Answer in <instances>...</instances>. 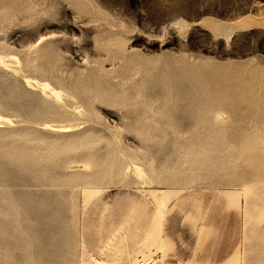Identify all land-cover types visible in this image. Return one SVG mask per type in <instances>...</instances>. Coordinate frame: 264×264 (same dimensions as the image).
Here are the masks:
<instances>
[{
    "label": "rangeland",
    "instance_id": "rangeland-1",
    "mask_svg": "<svg viewBox=\"0 0 264 264\" xmlns=\"http://www.w3.org/2000/svg\"><path fill=\"white\" fill-rule=\"evenodd\" d=\"M0 116V264H126L198 200L264 264V0H0Z\"/></svg>",
    "mask_w": 264,
    "mask_h": 264
},
{
    "label": "crops",
    "instance_id": "crops-1",
    "mask_svg": "<svg viewBox=\"0 0 264 264\" xmlns=\"http://www.w3.org/2000/svg\"><path fill=\"white\" fill-rule=\"evenodd\" d=\"M187 198H191L189 199L190 205L196 200V197L192 196ZM185 201L187 203L188 200ZM198 203H200L199 210L190 206L189 210L183 211L185 223L181 227L178 225V227L163 228V222L160 225L159 230L169 248V252H166L167 258L165 264H244L245 256L242 249L239 253L236 252L235 246L228 247L223 243L225 240V228L217 214H215V211H212L213 209L207 211L204 206H201L199 200ZM181 206L182 204H179L177 207ZM138 209L137 215H140L138 226L140 224V228L138 226L136 228V223L134 225H129V223L126 225H129L128 227H123V232L127 233V236L125 235L124 238L131 239L133 244L129 248L132 251L133 249H139L136 243L137 241H141L140 236H144L146 221L148 220L150 225V222L152 223L153 221L155 223L156 220L157 211L155 206H140ZM193 237H195L193 244H189V240ZM109 246L111 247L109 248ZM112 246V244H107L106 248L104 247L105 252L109 249L111 251ZM148 250L145 249L144 252ZM138 257L139 259L141 258V256ZM116 258L117 256L114 255V257L108 259Z\"/></svg>",
    "mask_w": 264,
    "mask_h": 264
},
{
    "label": "bare ground",
    "instance_id": "bare-ground-1",
    "mask_svg": "<svg viewBox=\"0 0 264 264\" xmlns=\"http://www.w3.org/2000/svg\"><path fill=\"white\" fill-rule=\"evenodd\" d=\"M26 83L29 85V86H32L33 84H36L38 87L42 88L45 92L46 91H49L51 93V95L55 96L56 98H59L61 97V93L62 91L58 88H60L59 86H53L48 80L45 79V81L43 82H40L38 80H30L28 78H26ZM76 90V93L78 94H81L82 96H87L86 92L81 89V88H77L75 89ZM217 119V117H216ZM0 120L2 121H7V122H10V119L7 118V117H4V116H0ZM46 127H50V125L48 124H45ZM74 128L73 125H70V126H64L62 127V131H65V132H68V131H71V129ZM258 144V145H257ZM256 145H257V148H261V152L258 153V154H255L254 157H253V161L255 162V172L257 173V177L258 178H262L261 175L264 174V140H262L261 138L259 140H257L256 142ZM91 163H84V168L88 169L90 167ZM133 166V167H132ZM115 167V165H114ZM132 169L134 168V172H136V174L138 176H143V169L141 166L135 164L134 162L131 163L130 166L126 167V169ZM99 188L98 186L96 185H85L83 186V189H84V194H85V201L88 200V198L97 193L99 191ZM17 211V210H16ZM29 211H33V214L35 215V218L37 219H40V220H43L45 219V222L47 221L48 217L50 216V210H49V206L45 205V209L44 208H39V209H32V210H29ZM11 212L15 213L14 210H12ZM51 232H52V229L49 228L48 225L45 226V241H49L47 240L50 235H51ZM127 236L126 233H124V236ZM123 236V237H124ZM15 240L16 241H13V245L16 244L18 238H17V235H15ZM162 235L161 233H158L154 239H152V237L150 238L149 236L147 237H144L141 239V241H137V247H139V249H133L132 250H129L128 251H124V250H121L123 255L124 253L127 254V259L125 260L126 261V264H128L129 262L133 261V262H137V254H142V261H145L144 264H159V263H162L164 264V257H165V245L164 243L162 242V246L163 249H161V247H159V243L162 241ZM113 239H110V241L112 242ZM1 241V240H0ZM2 242V241H1ZM26 246L27 247H31V245L29 244V242L26 243ZM127 249V248H126ZM145 249H149L147 252H144ZM150 252V253H149ZM153 252H158V253H161V256H162V259L160 262H155V261H152L150 260L151 259V253ZM149 253V255H148ZM132 258V259H131ZM140 263V260H138V262L136 264H139Z\"/></svg>",
    "mask_w": 264,
    "mask_h": 264
},
{
    "label": "built area",
    "instance_id": "built-area-1",
    "mask_svg": "<svg viewBox=\"0 0 264 264\" xmlns=\"http://www.w3.org/2000/svg\"><path fill=\"white\" fill-rule=\"evenodd\" d=\"M161 259H162L161 253H158V252L151 253V259L150 260L155 261V262H160ZM144 263H145V261L140 260L139 264H144Z\"/></svg>",
    "mask_w": 264,
    "mask_h": 264
}]
</instances>
